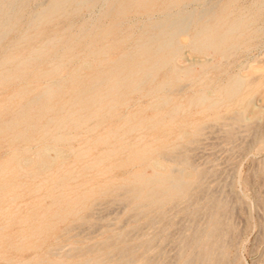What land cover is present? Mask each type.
Masks as SVG:
<instances>
[{
    "label": "bare ground",
    "instance_id": "bare-ground-1",
    "mask_svg": "<svg viewBox=\"0 0 264 264\" xmlns=\"http://www.w3.org/2000/svg\"><path fill=\"white\" fill-rule=\"evenodd\" d=\"M236 2L237 0H41L37 8L28 13V21L22 28L19 26L26 13L28 0H0V89L17 85L8 96L16 100L19 109L29 111L30 119L36 118V112L49 110V105L52 104L49 99L53 93V82L62 89L63 95L73 98L70 106L75 107L74 111L62 114L59 112L63 110L64 103L60 104L61 110L47 118L48 124H45L42 130L44 132L42 137L47 138L44 137L43 140L42 137L38 138L39 140L35 139L33 135L35 127L29 126L25 131H19V122H14L13 119L0 122V134L13 139L20 137L37 141L34 151L39 163V167L34 168L37 172L48 170L51 164L49 161L51 149L55 150L58 156L64 153L59 143H67L76 135L70 133L72 128L77 131L87 130L90 134L87 138L89 141H86L83 148L70 149V152L86 156L91 148L95 150L101 144L106 146L105 153H99L94 160L95 163L103 161V156L113 152L116 144H121L127 148L124 163L121 164L119 159H116L103 168V172L124 167L128 174L124 178L110 177L102 193H114L118 200L129 207V210L146 217L148 222L153 221L151 215L153 210L163 213V207L168 202L174 199H189L192 191L199 185L201 176L195 168L188 171L191 164L187 156H171L166 151H160L164 144L158 142V134V137H155L152 133L158 129H161V134L170 132L172 139L168 147H177L189 134L196 136L202 128L200 122L188 121L183 116L185 112L194 109L200 117H205L209 113L219 117L216 112L219 107L230 109L243 88L264 87V66L250 67L248 74H235L213 91L202 83L201 87L187 98L176 100L171 95L177 88H182L181 82L174 76L175 72L178 70L186 75L189 74L188 69L178 68L173 61L183 47L188 46L197 53L206 52L208 49L230 53L262 33L261 27L251 28V26L264 8V0H254L246 12L238 13ZM196 3L200 6L196 7L194 5ZM96 5L103 7L99 18L113 14L115 19L102 33L96 31L99 28L98 23L93 25L89 32L91 41L86 47V50H89L88 58H83L78 64L70 67L69 64L73 59L80 57L83 51H86L81 44L82 38L57 29L34 44L33 41L45 33L43 26L46 24L52 23L59 17L68 18L83 8ZM156 6L160 7L162 16L145 24L132 48L119 52L114 58H108V49L130 38L129 33H122L119 28L125 19L134 12H148ZM191 26L195 28V35L188 41L182 40L180 36ZM30 30L32 33L29 34ZM12 32H17L18 37L4 45L3 42ZM117 32H121L122 36L116 37ZM98 40H105L106 43L97 45L95 42ZM89 57L98 60L99 70L85 80L82 76V68L90 66ZM47 58H52V61L45 64L44 60ZM43 64L45 67L41 68ZM39 67L34 79L38 76L37 78L44 82L42 85L30 83L26 88L18 85L20 77L33 78L31 73ZM168 67H171L173 73L157 79L159 73ZM65 71L67 72L64 73ZM47 77L52 79H45ZM77 84L81 85L76 88ZM124 94H129V97H123ZM30 95L32 96L29 97ZM133 95L148 98V105L153 108V114L146 116L142 115L141 110H137L133 114L134 120L131 115H121L119 108ZM240 111H234V118L238 121L243 119ZM107 118L116 120L115 126L109 127L103 134L96 133L98 126ZM30 119L27 120L28 124H31ZM129 135H133L134 138L125 141V137ZM150 135L152 140L148 141L147 137ZM11 160L15 162L13 166L16 169L12 168ZM30 161L29 158L17 155L0 163L2 178L0 198L14 199L26 190L34 192L21 178L24 174L33 171V167H28ZM146 168L152 170L150 174L145 172ZM56 186L60 187L62 193L67 194L68 206L74 204L84 208L90 201L88 196L90 189L70 195L66 193V188H62L61 182ZM52 192L53 188L52 191L47 192V195L51 197ZM224 204L223 200L214 202L216 207ZM34 207H42V200L36 201ZM0 209L3 213L7 210L6 207L1 206ZM66 211L63 206L55 209L49 206L41 212V221H44L43 216L48 212H53V216L60 219ZM220 217L217 212H211L204 228L195 229L194 246L198 251L195 254H186L179 264H193L194 261H199L200 264L221 262L227 251L216 235L221 227ZM202 234L206 235L203 240ZM149 242L150 240L129 242L126 238H122L119 243L113 244L107 240H100L86 249L79 245L72 246L62 256L56 255L53 247H50L48 253L57 257L54 259L55 264H153L145 252L140 254L137 252L138 248H149ZM116 254L118 257L114 259L113 256ZM42 262L41 259L35 264ZM17 264L26 263L18 261Z\"/></svg>",
    "mask_w": 264,
    "mask_h": 264
},
{
    "label": "rangeland",
    "instance_id": "rangeland-1",
    "mask_svg": "<svg viewBox=\"0 0 264 264\" xmlns=\"http://www.w3.org/2000/svg\"><path fill=\"white\" fill-rule=\"evenodd\" d=\"M40 1L28 0L26 13L19 27H25L28 13L35 10ZM253 2L254 0H237L236 12H246ZM194 5L200 6L199 3ZM102 10V6L96 5L83 8L68 18L59 17L43 26L45 33L33 42L39 43L52 30L57 29L66 34L78 35L80 39L82 38L83 49L86 50L91 41L89 32L93 25L98 23L99 28L96 31L102 33L115 19L113 14L99 18ZM161 16L162 11L158 6L148 12L138 11L130 14L119 27L122 33H129L130 38L108 49V58H114L119 52L132 48L145 24ZM256 26L262 28V33L230 53L213 49L197 53L188 46L183 47L173 61L178 68L188 69L189 74L186 75L178 70L175 72L174 76L181 82L182 88H177L178 90H174L171 95L176 100L187 98L196 92L202 83L213 91L219 84L225 83L235 74L246 75L251 70L250 67L264 66V8L251 28ZM28 33H32V30ZM122 33L117 32L115 36L121 37ZM17 35V32H12L3 44L7 45L18 37ZM194 35L195 28L191 26L180 38L188 41ZM104 43H106L105 40L95 42L97 45ZM88 52L89 50L83 51L80 57L73 59L69 66H75L81 59L88 58ZM90 59V66L82 68V76L85 80L99 70L98 60ZM50 61L52 58H47L44 63L48 64ZM45 64L41 68H44ZM39 69L40 67L34 69L31 79L32 76L20 77L18 85L25 88L30 86V83L42 85L44 82L37 78L38 76L34 79ZM168 73H173L171 67L160 72L157 79ZM80 85L77 84L75 87L78 88ZM16 86L0 89V122L13 119L14 122H19L18 127L21 132L29 126L35 127L33 129L35 139L42 137L44 133L42 130L45 124H48L47 118L61 110L59 106L62 102L63 110L59 113L65 114L75 110L74 106H70L73 98L63 95L62 89L53 82V93L49 99L52 104L49 105V110L36 112V118L30 119L29 111L19 109L16 100L8 96V93H11ZM262 87L243 88L230 109L224 106L219 107L216 111L219 117H215L213 113L200 117L194 109L185 112L183 116L188 121H198L202 128L196 136L189 134L187 139L181 141L177 147H168L172 139L170 132L161 134V129H158L152 133L155 137L159 135L158 142L164 144L160 151H166L171 156H187L191 164L188 171L197 169L201 180L189 199H174L168 202L163 207V213L153 210L151 222H148L146 217L129 210V207L118 200L114 193H102L110 177L124 178L128 174L124 167L103 172V168L116 159H119L121 164L124 163L127 148L121 144H116L113 152L103 156V161L95 163L96 156L101 152L105 153L106 146L101 144L95 150L91 148L86 156L70 152V149L83 148L86 141H89L87 138L90 134L87 130L77 131L72 128L70 133L76 135L67 143H59L64 153L58 156L55 150L51 149L49 151L51 164L48 170L43 169L37 172L34 169L39 167L34 154L37 141L20 137L13 139L0 134V163L17 155L29 158L31 161L28 167H33V171L24 174L21 178L34 190V192L26 190L14 199L0 198V206L7 208L5 214L0 211V264H17L18 261L35 264L41 259L43 260L41 264H55L54 259L57 257L48 253L50 247L55 249L56 255L62 256L75 245L86 249L100 240H107L114 244L119 243L122 238H126L129 242L150 240L149 248H138L137 252L138 254L145 252L153 264H179L186 254L197 253L198 249L194 246V231L196 228H204L211 212H217L221 216V227L216 235L227 251L219 264H264V87ZM123 97H129V94H124ZM148 102L149 99L146 97L133 95L119 108L120 114L131 115L134 120L135 111L141 110L142 115L150 116L154 111ZM8 107H10L9 110ZM234 111L242 112L243 119L236 120ZM28 119L31 124H28ZM115 122L116 120L107 118L98 126L96 133H105L109 127L115 126ZM44 137L47 138L43 136L42 140ZM133 138V135H129L124 140L129 141ZM147 140H152L151 135L147 137ZM15 152L18 154L15 155ZM10 162L12 168L16 169L13 166L15 162L13 160ZM151 171L150 168L145 169L148 174ZM60 182L63 184L62 188H66V193L70 195L90 189L88 195L90 201L86 207L80 208L74 204L68 206L67 194L62 193L60 187L56 186ZM52 188L50 197L47 192L52 191ZM222 190H224L223 196H221ZM38 200H42L40 208L34 207ZM222 200L225 202L224 206L214 205V202ZM174 203L177 204L174 205ZM49 206L53 209L63 206L67 211L60 219L57 216L54 217L53 212H48L45 215L47 217L43 216L44 221H41V212ZM201 237L203 240L206 235L202 234ZM113 257L116 259L118 255ZM193 264H200V262L194 261Z\"/></svg>",
    "mask_w": 264,
    "mask_h": 264
}]
</instances>
